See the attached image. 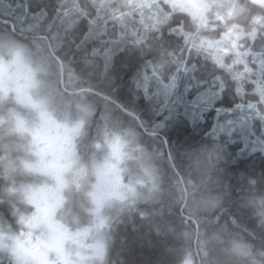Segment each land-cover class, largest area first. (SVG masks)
<instances>
[{"label": "clouds", "instance_id": "obj_1", "mask_svg": "<svg viewBox=\"0 0 264 264\" xmlns=\"http://www.w3.org/2000/svg\"><path fill=\"white\" fill-rule=\"evenodd\" d=\"M202 4L204 20L173 0H37L27 16L0 7V264H33L17 241L53 236L64 249L49 264H264V173L229 167L242 134L264 154V6ZM81 10L96 21L87 39L82 14L66 29L65 13ZM118 80L169 126L235 98L238 83L259 111L220 113L206 136L173 143L141 127L145 109L96 94ZM33 201L44 217L34 226Z\"/></svg>", "mask_w": 264, "mask_h": 264}, {"label": "trees", "instance_id": "obj_2", "mask_svg": "<svg viewBox=\"0 0 264 264\" xmlns=\"http://www.w3.org/2000/svg\"><path fill=\"white\" fill-rule=\"evenodd\" d=\"M20 7L15 8V12L21 16L25 15L24 5H28V13L32 11L34 7L37 5V0H34L33 5L32 0H16L14 2L13 7L16 5ZM74 78H79L77 74L72 73ZM122 85V87H121ZM112 87H116L120 91L121 98L124 100V103H119L115 98V93L112 96H108L105 94L106 91L110 90ZM128 88V84L126 81H117L116 85L113 86L110 83L104 86L103 90L97 91L100 94H104L109 97L113 101H117L125 111L128 110L125 105L129 107L139 106L145 109L143 115L144 119H141L140 116L137 118L140 121L141 127L145 125V120L150 121L149 127L155 126L157 130H167L169 136L173 138V143L175 140H192L198 139L201 136H206L208 132H210L212 126L215 123V117H217L218 113L216 108L221 109V113L226 112L227 109L231 108L235 111H239L234 108V105L242 104L244 105V109L242 112H246L248 110L246 104L244 103L245 97L251 96L252 92L245 88V92L243 94L238 95L236 93V97L234 98L233 93L231 91L223 94L222 101L218 103L214 108H212L208 113L201 114L193 111L191 113V123H188L183 116H181L175 124L170 125V120H164L161 116V113L164 109H161L160 112L150 113L147 110L146 99L143 95L140 96L139 100H135L129 96L128 92H125V89ZM95 90V89H92ZM96 91V90H95ZM132 95H135V89H132ZM141 93L143 89L139 90ZM103 100L108 101L106 98L101 97ZM191 99V97H189ZM111 102V101H110ZM252 102L248 100V103ZM241 112V111H239ZM199 120L200 123L197 125L196 121ZM147 130V129H145ZM247 134H242L240 139L235 140L229 144V152L231 153L233 159L230 161L229 167L230 169L239 175L240 173H247L248 175H256L258 173H264V154H261L259 151H253L247 147ZM167 140L168 138L165 137Z\"/></svg>", "mask_w": 264, "mask_h": 264}, {"label": "snow or ice", "instance_id": "obj_3", "mask_svg": "<svg viewBox=\"0 0 264 264\" xmlns=\"http://www.w3.org/2000/svg\"><path fill=\"white\" fill-rule=\"evenodd\" d=\"M3 0H0V3H2ZM254 3H257L261 6H264V0H254ZM195 5V6H192ZM173 6L174 7H180L181 11H185L187 12L190 16H192L193 18H199L201 20H204L205 18V13L207 11L206 6H204L202 3L200 4H188V6H185L184 4H177L176 0H173ZM20 7L18 4L13 7V5L11 3L7 4V8L12 12V14H15V8ZM24 9H25V16H27L28 14V5L25 4L24 5ZM235 13V9H230L229 10V15H232ZM83 15L88 19V23H89V33H86L85 35V39L89 38L90 35H95V33H93L92 29L93 26L96 24V21L92 18L88 16V13L86 10H81L80 13H73V14H69V13H65L66 15V29H71L75 23V20L78 18L79 15ZM37 19H39V16L43 15V12L41 11L39 14H33ZM105 30H106V25H105ZM101 35L104 33H100ZM111 43L115 46L119 43L118 40H113L111 41ZM235 47V45H233ZM112 48H109L106 50V55L108 56V58L110 59L112 56ZM153 71H155V69H153ZM241 77H238V79H241ZM145 79L147 80L148 77L146 76ZM147 91V85H145V92ZM222 91V89H221ZM245 92V87L242 83H238L236 86V93L238 95L243 94ZM262 100H264V97L261 98ZM244 105L242 104H237L234 105V108L239 110V111H243L244 109ZM247 108L249 109V111L253 110L255 108V110L258 112L259 108L256 107L253 102H249L247 105ZM233 109H227V112L232 111ZM216 111L218 113V117L219 114L221 113V109L216 108ZM36 203L37 205V216L32 218V222H30V225H33V222H35L38 218H44V217H40V213L43 211L40 208L39 202L38 201H33ZM62 242H63V238L61 237H56L53 236L52 239H50L48 242H41V241H37L36 244H31L29 243L28 247H25L24 244L20 241H17V245L16 248H14V254H22L25 257H31L33 264H49L48 261V253L52 252V251H56L58 253L63 254V248H62Z\"/></svg>", "mask_w": 264, "mask_h": 264}, {"label": "rangeland", "instance_id": "obj_4", "mask_svg": "<svg viewBox=\"0 0 264 264\" xmlns=\"http://www.w3.org/2000/svg\"><path fill=\"white\" fill-rule=\"evenodd\" d=\"M15 1L16 0H3V2L0 3V7L5 6L9 2L11 4H14ZM33 2H34V0H32V4H33ZM176 2H177V4H184L185 2H187L188 4H197L198 5V4L202 3V0H176ZM41 219H43V218H41ZM30 243L31 244H36L37 242H30ZM62 248L64 249V239H63V242H62ZM49 253H48V255H49ZM94 254H95V257L97 259H100V258L103 257L104 249H103V245L102 244H97V245L94 246Z\"/></svg>", "mask_w": 264, "mask_h": 264}, {"label": "water", "instance_id": "obj_5", "mask_svg": "<svg viewBox=\"0 0 264 264\" xmlns=\"http://www.w3.org/2000/svg\"><path fill=\"white\" fill-rule=\"evenodd\" d=\"M92 90V89H91ZM92 91H95V90H92ZM96 94L98 95V96H100V97H104V98H106L108 101H111V102H113V103H116V104H118V106L121 108V109H123V107L117 102V101H113L112 99H110L109 97H107V96H105L104 94H100L99 92H96ZM124 110V109H123ZM136 119H137V121L140 123V121H139V119L136 117ZM141 125V124H140ZM143 127V126H142Z\"/></svg>", "mask_w": 264, "mask_h": 264}, {"label": "flooded vegetation", "instance_id": "obj_6", "mask_svg": "<svg viewBox=\"0 0 264 264\" xmlns=\"http://www.w3.org/2000/svg\"><path fill=\"white\" fill-rule=\"evenodd\" d=\"M2 228H3V225H0V230H2Z\"/></svg>", "mask_w": 264, "mask_h": 264}]
</instances>
